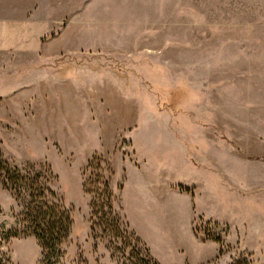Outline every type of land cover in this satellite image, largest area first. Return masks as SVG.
Returning a JSON list of instances; mask_svg holds the SVG:
<instances>
[{
    "label": "rangeland",
    "instance_id": "obj_1",
    "mask_svg": "<svg viewBox=\"0 0 264 264\" xmlns=\"http://www.w3.org/2000/svg\"><path fill=\"white\" fill-rule=\"evenodd\" d=\"M53 1L27 18L37 12L35 22L56 31L23 42L22 58H0V151L23 172H41L71 212L64 262H125L120 244L115 251L90 235L98 172L146 243L161 247L166 208L193 241L192 207L194 236L213 242L201 246L215 254L207 264H264V225L259 235L242 225L264 213V0ZM182 146L192 147L195 167L182 162ZM152 175L165 178L143 186ZM166 184L213 197L193 207L188 196L166 198ZM18 202L0 188V259L39 264L37 240L13 236Z\"/></svg>",
    "mask_w": 264,
    "mask_h": 264
},
{
    "label": "trees",
    "instance_id": "obj_2",
    "mask_svg": "<svg viewBox=\"0 0 264 264\" xmlns=\"http://www.w3.org/2000/svg\"><path fill=\"white\" fill-rule=\"evenodd\" d=\"M92 165L93 162L90 161L87 170ZM95 168L99 169L100 166L96 165ZM92 182L95 184V192L86 190L87 181H84L85 191L93 192L89 203L91 237L96 239L95 231L100 232L108 240V244L114 246L115 251L120 244L128 252L124 255L123 264H159L128 222L120 197L114 193L110 181L97 172ZM122 187L120 184L118 191ZM0 188L10 192L21 206L17 217L20 228L14 231L13 236H33L37 240L41 249L39 264H66L62 246L70 236L73 218L71 212L56 199L49 180L35 170L23 172L10 164L0 151ZM206 238L221 243L220 237ZM0 264L10 263L0 259ZM231 264L241 263L236 260Z\"/></svg>",
    "mask_w": 264,
    "mask_h": 264
},
{
    "label": "crops",
    "instance_id": "obj_3",
    "mask_svg": "<svg viewBox=\"0 0 264 264\" xmlns=\"http://www.w3.org/2000/svg\"><path fill=\"white\" fill-rule=\"evenodd\" d=\"M54 5L55 1L53 0H0V58H22L23 56L28 55L26 54V50L23 49V42L34 40L36 43H41L44 35L47 32L54 33V31H56V29L58 28L54 23L39 24L35 22V20L39 19L41 14L38 15V13L35 12L33 14L34 17L31 16L30 18H27L29 12L35 8L38 10H50L54 8ZM43 15H45V13ZM17 41L21 43L19 47H17L16 45ZM32 52L35 54L39 53V51L36 50H33ZM43 54L45 56H49L50 52L44 51ZM0 69H2L1 65ZM6 87H8V85L3 88ZM28 88L31 89L30 93L34 90V92H36L38 85H30L29 87H26L24 89ZM34 92L32 94H34ZM190 148H185L184 146L181 147V150H184V153L182 154V162L187 166L195 167V164L192 160L193 152L191 153L189 151ZM127 164L132 165L133 168L137 170L143 168L142 166L136 165L132 162L123 163L124 166ZM161 178L164 179L165 175H163V177ZM161 178L158 177V175L148 176L146 177V179L142 178L144 182H142L141 184L145 186V184L148 183L154 188L156 183L162 181ZM166 185L167 188L164 190L166 198L167 196H174L175 193L182 197L188 196L191 202L190 204L191 206L193 205V207L197 205L199 196L206 195L210 197L212 195L213 197V194H211L209 189H207L206 187H202V191L200 192H198L197 190L196 194L192 196L191 193H179L169 188V184ZM198 185L199 184L193 186ZM123 189L124 186L120 190L121 193H123ZM119 196L121 199L120 202L121 204H123L122 206L124 214L134 230L135 226L133 224V221L131 220V216L128 210L129 207L125 203L123 196L121 197V194H119ZM193 209L191 207V210L189 211V227L193 241H191L190 237L188 238V241L182 238L180 230L181 228L179 229V225L173 217L174 215L171 213L167 215V213L171 211V209L168 208L165 209L164 213L165 216H167L168 220L165 222V233H162L161 235V247L149 241H147L146 243L144 239L137 235L147 244L152 256L159 262V264H207L211 259H213V257H215V254L211 255L208 253L205 247H201L213 242H203L201 240H198L192 232V214L196 212ZM196 213L200 214L198 212ZM253 218L255 219V221H253ZM263 218L264 213H260V215H253L249 222H245V224H242L243 232H249L250 234L252 232L256 233V235H259L257 230L261 225H264V220H262ZM228 222L230 221L228 220ZM254 228L255 231L253 230ZM258 239L259 241L257 242L260 243V241H262L264 243V237H262V239Z\"/></svg>",
    "mask_w": 264,
    "mask_h": 264
}]
</instances>
